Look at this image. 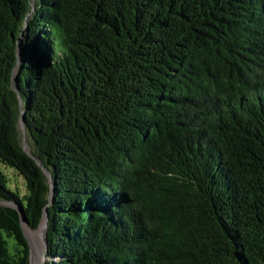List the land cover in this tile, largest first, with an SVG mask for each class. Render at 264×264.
I'll use <instances>...</instances> for the list:
<instances>
[{
  "label": "trees",
  "instance_id": "1",
  "mask_svg": "<svg viewBox=\"0 0 264 264\" xmlns=\"http://www.w3.org/2000/svg\"><path fill=\"white\" fill-rule=\"evenodd\" d=\"M18 207L46 264H264V0H0V264Z\"/></svg>",
  "mask_w": 264,
  "mask_h": 264
},
{
  "label": "rangeland",
  "instance_id": "2",
  "mask_svg": "<svg viewBox=\"0 0 264 264\" xmlns=\"http://www.w3.org/2000/svg\"><path fill=\"white\" fill-rule=\"evenodd\" d=\"M20 130H21V132L23 134V142L22 143L24 145V148H26L27 152L31 153L32 150H33L32 143H31L32 140L27 136V134H24L23 129L20 128ZM8 173H9V179H10V185H9L10 188H12L13 190H16L14 185L19 184V190L22 193V195H24L25 194V187H24L25 183H24L23 176L18 174L16 172V170H14L12 168L9 169ZM38 230H32L31 228L26 227L25 233L28 236V234H30V232H38ZM44 241H45V243L43 244V250H44V255H45V257H44V261H45L47 259L46 245H45L46 244V236H45V234H44Z\"/></svg>",
  "mask_w": 264,
  "mask_h": 264
},
{
  "label": "water",
  "instance_id": "3",
  "mask_svg": "<svg viewBox=\"0 0 264 264\" xmlns=\"http://www.w3.org/2000/svg\"><path fill=\"white\" fill-rule=\"evenodd\" d=\"M19 101H20V105H21V108H22V113H21V118H20V124H21V129H23V131H24V134H26V131H25V128H26V120H25V115H26V111H25V109L23 108V100H22V97H20V99H19ZM25 150H26V148H24ZM29 153V152H28ZM39 165H41V163L39 162ZM48 176L50 177V178H52V175L51 174H48ZM18 209H19V211L21 212V217H22V224H23V227H24V233H25V229H26V227H29L30 228V225H29V223L27 222V220H26V218H25V216H24V211L22 210V208L20 207H18ZM50 213H49V211L46 209V211H45V215H44V219H43V223L45 224V227H44V229H43V233L45 234V236H46V234H47V230H48V228H49V221H50ZM42 223V224H43ZM42 226V225H41ZM41 228V227H40ZM25 235H26V233H25ZM26 237L28 238V236L26 235ZM28 240H29V245H30V250H31V258H30V264H31V259L33 258V252H32V247H31V241H30V239L28 238ZM47 244H48V242H47V240H46V253H48V248H47ZM47 255V254H46ZM47 260V259H46ZM46 260L44 261V263L43 264H46Z\"/></svg>",
  "mask_w": 264,
  "mask_h": 264
},
{
  "label": "bare ground",
  "instance_id": "4",
  "mask_svg": "<svg viewBox=\"0 0 264 264\" xmlns=\"http://www.w3.org/2000/svg\"><path fill=\"white\" fill-rule=\"evenodd\" d=\"M45 227V224L43 223L41 226V229L38 230V232H30L28 234V237L31 241V247L33 252V258L31 259V264H43L44 263V250H43V244L44 241V233L43 229Z\"/></svg>",
  "mask_w": 264,
  "mask_h": 264
}]
</instances>
